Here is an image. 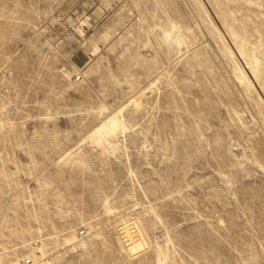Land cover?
I'll return each mask as SVG.
<instances>
[{
	"label": "rangeland",
	"instance_id": "rangeland-1",
	"mask_svg": "<svg viewBox=\"0 0 264 264\" xmlns=\"http://www.w3.org/2000/svg\"><path fill=\"white\" fill-rule=\"evenodd\" d=\"M33 254L264 264V0H0V264Z\"/></svg>",
	"mask_w": 264,
	"mask_h": 264
},
{
	"label": "bare ground",
	"instance_id": "bare-ground-1",
	"mask_svg": "<svg viewBox=\"0 0 264 264\" xmlns=\"http://www.w3.org/2000/svg\"><path fill=\"white\" fill-rule=\"evenodd\" d=\"M123 225H124L123 234H124V236L126 238V242L128 244L125 242L126 244L123 245L124 248H123L122 245H121V247L123 249H125V251L129 255H136V254H138L140 251H142L147 246V241L145 240L144 234L142 232L143 229H141L140 226L136 222L129 223V220H126ZM134 228H136V229H134ZM84 239H85L84 236L81 237V239H79V240L75 239L72 242V246L75 247L76 244L78 243V241H81L83 243V245L86 246V242H85ZM41 251H43V250H41ZM30 256L34 257L35 254L30 255ZM30 256H29V258H30ZM51 257L52 256H46L45 255V256L39 258L37 256V257H34V260L36 258H39V260L35 261L36 264H54V262H53ZM30 260L32 261V258Z\"/></svg>",
	"mask_w": 264,
	"mask_h": 264
},
{
	"label": "built area",
	"instance_id": "built-area-1",
	"mask_svg": "<svg viewBox=\"0 0 264 264\" xmlns=\"http://www.w3.org/2000/svg\"><path fill=\"white\" fill-rule=\"evenodd\" d=\"M81 234L84 235V234H85V231L82 230V231H81ZM23 264H34V263H33V261H31V260L28 258L26 261L23 260Z\"/></svg>",
	"mask_w": 264,
	"mask_h": 264
}]
</instances>
